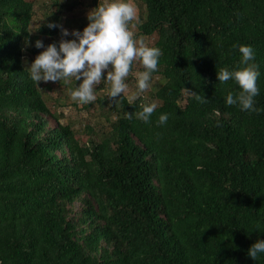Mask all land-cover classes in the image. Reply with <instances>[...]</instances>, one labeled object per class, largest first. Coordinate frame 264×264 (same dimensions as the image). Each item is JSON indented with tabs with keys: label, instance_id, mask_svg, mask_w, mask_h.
Segmentation results:
<instances>
[{
	"label": "trees",
	"instance_id": "1",
	"mask_svg": "<svg viewBox=\"0 0 264 264\" xmlns=\"http://www.w3.org/2000/svg\"><path fill=\"white\" fill-rule=\"evenodd\" d=\"M49 5L0 0V264H264L247 251L264 237V110L226 104L240 86L217 76L252 44L264 109V0H139L161 84L128 99L109 83L75 103L94 119L80 129L48 105L79 81L29 74L36 39L59 41L48 24L67 3ZM142 101L158 105L149 122Z\"/></svg>",
	"mask_w": 264,
	"mask_h": 264
},
{
	"label": "clouds",
	"instance_id": "2",
	"mask_svg": "<svg viewBox=\"0 0 264 264\" xmlns=\"http://www.w3.org/2000/svg\"><path fill=\"white\" fill-rule=\"evenodd\" d=\"M88 23L81 29H68L63 24L51 21L50 28H60L62 38L45 45L43 39H36L35 47L42 49L29 64V74L37 83L60 81L74 77L79 81L70 91L71 97L80 102L96 99L95 86L102 80L110 82V96L118 97L129 88L128 77H136L134 98H139L149 88L153 72L158 68L162 49L138 38L131 24L137 18L135 0H103L87 15ZM72 37V38H68ZM238 47L241 57L239 66L221 67L217 71L219 81L234 79L240 86L238 92L229 91L225 98L228 105H237L241 110L262 111L257 107L259 95V64L252 44L233 45ZM139 59L143 70L133 72L134 62ZM200 99V97H197ZM157 103L143 102L137 115L149 122ZM169 113L159 115V123L164 124ZM248 255L254 260L264 253V237L258 238L248 248Z\"/></svg>",
	"mask_w": 264,
	"mask_h": 264
},
{
	"label": "rangeland",
	"instance_id": "3",
	"mask_svg": "<svg viewBox=\"0 0 264 264\" xmlns=\"http://www.w3.org/2000/svg\"><path fill=\"white\" fill-rule=\"evenodd\" d=\"M35 3V6L38 9V13L40 14L44 9V5L47 7L50 6L52 0H32ZM61 3H67V12L61 15L60 23L63 24L68 29H75L81 22L87 19L88 12L96 7L99 2H103V0H59ZM139 0H135L136 6ZM54 9V7H53ZM48 10V9H46ZM139 8L137 6V15ZM78 22V23H76ZM35 24H37L35 22ZM75 26V27H74ZM135 31V27L132 29ZM57 38L60 40L62 38V33L57 35ZM72 38V37H68ZM143 40L148 44H153L154 36L152 37H143ZM140 69H134L133 72L138 71ZM135 76V75H134ZM109 81L106 79H102L96 86H95V93L96 97L98 95H102L108 92ZM161 84V80L157 76H152V80L150 82V86L146 89V92L151 90H155L158 85ZM136 86V78L135 81L129 82V88L126 89L123 93L128 97V99H134L133 93L135 92L134 87ZM58 89H54L50 91L48 105L52 111L61 112L62 116L59 118L61 122H71L75 125L77 129H80L84 122L93 121V117L87 113L85 109L82 108L80 103H75L78 100H74L69 93H67L66 97L63 94H59ZM58 96V98H57ZM66 98V99H65ZM56 99L58 102H56ZM63 103V104H61ZM97 120V119H95ZM99 120H103L102 116H99ZM52 123V122H49ZM80 131V130H79ZM81 139L84 140L85 136L82 134L80 135Z\"/></svg>",
	"mask_w": 264,
	"mask_h": 264
}]
</instances>
